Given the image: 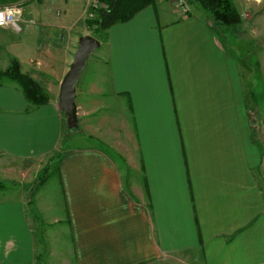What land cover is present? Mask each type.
Masks as SVG:
<instances>
[{
	"label": "crops",
	"instance_id": "1",
	"mask_svg": "<svg viewBox=\"0 0 264 264\" xmlns=\"http://www.w3.org/2000/svg\"><path fill=\"white\" fill-rule=\"evenodd\" d=\"M77 1L25 2L21 32L30 19L40 21L39 31L72 29L67 20ZM239 3L241 13L255 5ZM249 23L237 30L246 32ZM256 23L260 31L264 12ZM12 31L0 28V42ZM49 36L47 48L36 42L34 57L21 52L6 61L17 58L51 97L35 105L18 83L0 85V176H30L33 185L57 157L63 206L41 193L6 198L3 187L0 264H47L52 257L55 264H264L263 151L253 139L242 61L228 32L203 11L182 15L173 0H158L99 39L105 85L132 113L128 145L118 149L124 163L96 146L60 149L67 118L58 98L67 70ZM2 56L0 49V68ZM82 94L77 90L79 109ZM45 219L52 225L46 232Z\"/></svg>",
	"mask_w": 264,
	"mask_h": 264
},
{
	"label": "rangeland",
	"instance_id": "2",
	"mask_svg": "<svg viewBox=\"0 0 264 264\" xmlns=\"http://www.w3.org/2000/svg\"><path fill=\"white\" fill-rule=\"evenodd\" d=\"M87 1L88 0H86V2L81 0L80 2H76L77 6L74 8L72 14L69 15L67 20L69 21L70 26L74 24V27L70 30L53 27L48 29H55V31H48V29L45 28L43 29L44 31L40 30V32L38 28L40 21L37 22L34 19V23L32 25L27 24L23 32H21L22 30H14L9 35L3 36V42H0V49L3 55L1 65L3 66L0 70L5 71L10 67L11 63L7 67H5V64L6 61L8 62L9 58L13 55L20 57L19 55L23 52L24 57H34V55H36L34 53L36 51H34L36 42H41L43 44L44 47L42 46V49L47 48L45 43L48 40L47 37L50 35L49 37L55 38L53 40L56 42V45L51 47V49L56 56L60 57L64 61L63 64L68 71L70 66H68V59L72 62V50L76 51L78 45L77 37L80 34H91L100 39L102 42L106 35V32H104V34H96L94 30L95 27L93 28L88 25V19H95L98 12L97 10L94 11V15L91 16V10L89 11L86 8ZM154 1L156 2L157 0ZM251 1L255 3L253 7H250L253 8V10H242L241 13L242 20L250 22L248 24L249 29L246 32L243 30V32H241V30H237V26L231 27L227 30V40L230 41V50L237 55L240 61H242L244 82L247 90L246 95L249 100V119L253 139L264 147V25L259 28L260 31H256L257 29H255L257 25V13L260 11L264 12V10H262L264 9V2H261L259 6H256V3L258 4V2L256 0ZM237 2L241 9L239 0ZM99 3L101 2L99 1ZM63 5L64 4H59V6L55 5V7L56 9H64L62 8ZM195 10L203 11L200 6H196ZM54 17L58 23H66V21H63L66 18L63 13L59 16L57 12H55ZM104 50L105 47L102 44V47L98 48L95 53L89 57L81 78L77 83L78 92L81 91L82 94V88H85V91L88 92L89 98L87 97V94H82L78 97L77 100L79 102L84 101L86 105L80 107V109L78 108V125L76 127L69 128L66 121L64 136L62 137V141L60 143V149L62 150L68 147L75 148L83 146H96L109 152L118 162L124 163V160L121 159V156L118 154V149L120 151H124L123 149L128 145L126 138L129 133L128 131L132 129L133 125L132 113L129 109V104L126 101V98L123 97L121 101L119 100L120 102L116 101L112 95H110V87L107 84L105 85V79L103 78L105 75V61L101 57ZM3 82L16 81L9 77H4ZM94 84H97L99 87L94 88ZM47 94L50 100L51 96L48 92ZM83 97H85V100ZM87 100L91 101V103H88ZM87 113L88 117H86ZM89 113L91 114L89 115ZM122 139H124L125 142H123ZM117 141H120L121 143L118 144ZM57 159L58 158L56 157L54 159L56 161L52 160L50 165H48L49 161L44 163L46 170L38 174V179L33 183V185L32 181L30 182V180H28L30 176H25L22 180V177L17 174H13L10 177H8L10 174H3L4 176L1 175L0 180L3 178L7 179L5 182L2 180L4 182V189L1 193L3 192V194H5L4 197L9 198L16 197L22 191L24 195H28L29 199L33 200L40 193V198L46 197L50 199L51 195L52 201L56 207L59 205L60 208L58 209L61 210V206H63V196L60 189L61 184L58 170L59 162ZM261 169V173H263L262 175L264 177V163ZM24 181H26V183L23 184ZM0 197H3V195H0ZM55 212L57 215H61V212H58L57 209H55L54 213ZM27 213L32 217L33 210L30 203L27 206ZM46 214L49 217L51 212H47ZM42 224L45 232L49 230L47 228L52 226L47 223L46 219L42 222ZM50 247H53L52 243L46 247V260L50 258ZM52 259L53 260L47 264H52L51 262L53 261H55L54 264L58 262L55 258L52 257ZM58 260H60V257H58ZM179 263L180 262H177L175 264Z\"/></svg>",
	"mask_w": 264,
	"mask_h": 264
},
{
	"label": "trees",
	"instance_id": "3",
	"mask_svg": "<svg viewBox=\"0 0 264 264\" xmlns=\"http://www.w3.org/2000/svg\"><path fill=\"white\" fill-rule=\"evenodd\" d=\"M21 0H0V4L12 3ZM29 0L22 2L23 4ZM103 6L97 9V17L88 19V25L92 26L96 34L107 31L112 25L118 22H125L132 19L138 12L147 6L154 5V0H99ZM193 8L200 6L206 15L210 16L218 28L229 30L241 24L242 14L234 0H189ZM97 36V35H96ZM9 77L16 81L22 88L28 101L35 105H43L49 102L47 91L41 84L28 73L21 69L18 59L13 58L11 65L5 71L0 70V85L3 78ZM65 115V113H64ZM66 116V115H65ZM264 144V143H263ZM264 163V147L263 145ZM261 169V168H260ZM44 180V179H43ZM4 182L0 180V190L3 189Z\"/></svg>",
	"mask_w": 264,
	"mask_h": 264
},
{
	"label": "water",
	"instance_id": "4",
	"mask_svg": "<svg viewBox=\"0 0 264 264\" xmlns=\"http://www.w3.org/2000/svg\"><path fill=\"white\" fill-rule=\"evenodd\" d=\"M101 45L102 43L97 37L91 34L81 35L78 39L77 49L73 53V60L61 81L58 106L65 113L69 128H74L78 125L77 83L87 60Z\"/></svg>",
	"mask_w": 264,
	"mask_h": 264
},
{
	"label": "built area",
	"instance_id": "5",
	"mask_svg": "<svg viewBox=\"0 0 264 264\" xmlns=\"http://www.w3.org/2000/svg\"><path fill=\"white\" fill-rule=\"evenodd\" d=\"M158 1V0H157ZM175 3L176 8L178 9L179 13L182 15H188L192 12L193 5L190 3L189 0H173ZM103 6L99 3L98 0H88L87 2V9L90 11L91 16L94 15V11L98 8ZM5 8H14L20 9L21 15L19 19H15L13 15L7 14L5 17V26H0V28H12L13 30L20 31L22 30V21L24 17V5L22 2H14V3H7V4H0V11H4ZM94 9V10H92ZM30 24L34 23V20H29Z\"/></svg>",
	"mask_w": 264,
	"mask_h": 264
},
{
	"label": "clouds",
	"instance_id": "6",
	"mask_svg": "<svg viewBox=\"0 0 264 264\" xmlns=\"http://www.w3.org/2000/svg\"><path fill=\"white\" fill-rule=\"evenodd\" d=\"M7 14H11L15 19H19L21 10L14 8H5L4 11H0V26H5V17Z\"/></svg>",
	"mask_w": 264,
	"mask_h": 264
}]
</instances>
